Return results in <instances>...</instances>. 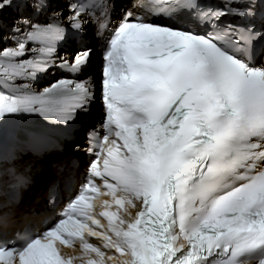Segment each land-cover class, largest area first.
I'll use <instances>...</instances> for the list:
<instances>
[{
  "label": "snow or ice",
  "instance_id": "obj_1",
  "mask_svg": "<svg viewBox=\"0 0 264 264\" xmlns=\"http://www.w3.org/2000/svg\"><path fill=\"white\" fill-rule=\"evenodd\" d=\"M261 42L264 0H0V264H264ZM53 69L67 75L34 87ZM35 117L80 132L70 148L90 158L62 172L58 212L48 186L55 220L26 232L20 163L49 147ZM100 184L104 210L89 203Z\"/></svg>",
  "mask_w": 264,
  "mask_h": 264
},
{
  "label": "bare ground",
  "instance_id": "obj_2",
  "mask_svg": "<svg viewBox=\"0 0 264 264\" xmlns=\"http://www.w3.org/2000/svg\"><path fill=\"white\" fill-rule=\"evenodd\" d=\"M96 66L97 65L94 61L90 70V76H92L93 79H95L93 70ZM48 85L49 84H47V86ZM94 86L96 94L95 80ZM100 119L101 111L98 108V105L95 104V107L92 108L91 123L97 125L99 124ZM77 128H79V125H77ZM80 137V132H76L73 137H69L67 131H65L62 136H52L53 140L49 137V144L55 145L57 150H46L45 153L39 157L27 155L21 160L20 165H32L31 171L34 173V177L32 178L33 184L27 189L26 204L36 210V213H38L37 207L43 202L42 198L45 195V192H43L45 186L56 184L58 187H61L63 185L61 180L62 173L59 171V168H64L63 171L66 170L73 158L84 160L85 157L76 156L70 148L71 140L80 139ZM81 143H83V140H81ZM80 169H83V164L80 165L79 171Z\"/></svg>",
  "mask_w": 264,
  "mask_h": 264
},
{
  "label": "rangeland",
  "instance_id": "obj_3",
  "mask_svg": "<svg viewBox=\"0 0 264 264\" xmlns=\"http://www.w3.org/2000/svg\"><path fill=\"white\" fill-rule=\"evenodd\" d=\"M94 71V70H93ZM99 109H100V106H99ZM101 115H102V113H101ZM84 160L86 161V157L84 158ZM45 188H46V186H45ZM45 188H44V190H45Z\"/></svg>",
  "mask_w": 264,
  "mask_h": 264
}]
</instances>
